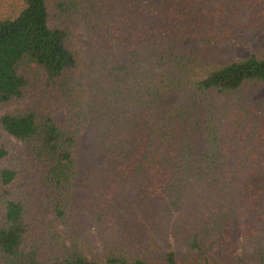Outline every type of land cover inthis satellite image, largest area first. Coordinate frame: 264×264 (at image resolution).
I'll list each match as a JSON object with an SVG mask.
<instances>
[{
  "label": "trees",
  "instance_id": "trees-1",
  "mask_svg": "<svg viewBox=\"0 0 264 264\" xmlns=\"http://www.w3.org/2000/svg\"><path fill=\"white\" fill-rule=\"evenodd\" d=\"M262 27L264 0H0V109L24 102L0 113V264H228V204L250 239L264 214V103L247 96L264 54L219 45ZM169 226L180 262L135 254Z\"/></svg>",
  "mask_w": 264,
  "mask_h": 264
},
{
  "label": "rangeland",
  "instance_id": "rangeland-1",
  "mask_svg": "<svg viewBox=\"0 0 264 264\" xmlns=\"http://www.w3.org/2000/svg\"><path fill=\"white\" fill-rule=\"evenodd\" d=\"M77 34L82 42L83 47L90 52H93L92 44L89 40L86 27L84 25H79L77 28ZM199 43L195 39L187 38L178 44L177 48L180 52H187L190 49L198 46ZM219 49L225 59H235L243 56H247L250 53L264 54V27L258 28L254 32H239L233 35L225 43L219 45ZM248 100L254 104L264 103V82H252L247 87ZM24 102L15 103L10 107L1 108L0 113L5 112L8 109H14L15 107L21 106ZM54 110L60 120L65 119L64 107H59L55 105ZM205 150V139L204 136L200 138L198 154H202ZM228 208L231 209L233 213L232 228L224 243L219 244L214 250L213 254L219 256V258L227 262L228 264H235L245 259L246 263L251 264L248 253L258 246L259 240L264 243V214H261V219H259L258 228L255 230V234L250 239L247 237L248 223L244 221L245 216L240 212L239 203H229ZM177 212H174L176 215ZM88 220L89 230L93 237H95V242L100 245V241L97 238L94 224L92 219L86 215ZM247 231V232H245ZM173 247L176 252L177 259L180 262L187 254V248L182 243H176L173 234L171 233L170 226L166 230L160 232L159 234L151 233L150 239L140 242L135 247V254H145L148 249L158 251L163 248Z\"/></svg>",
  "mask_w": 264,
  "mask_h": 264
}]
</instances>
